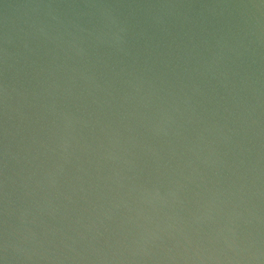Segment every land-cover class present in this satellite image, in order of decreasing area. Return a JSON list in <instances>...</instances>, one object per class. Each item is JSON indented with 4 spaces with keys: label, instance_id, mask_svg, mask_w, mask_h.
Here are the masks:
<instances>
[{
    "label": "water",
    "instance_id": "obj_1",
    "mask_svg": "<svg viewBox=\"0 0 264 264\" xmlns=\"http://www.w3.org/2000/svg\"><path fill=\"white\" fill-rule=\"evenodd\" d=\"M0 264H264V0H0Z\"/></svg>",
    "mask_w": 264,
    "mask_h": 264
}]
</instances>
